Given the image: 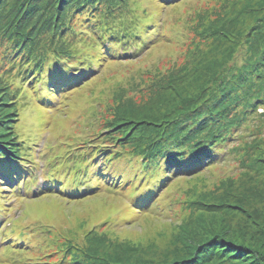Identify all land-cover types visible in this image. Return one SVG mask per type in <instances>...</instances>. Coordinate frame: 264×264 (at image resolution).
<instances>
[{
	"label": "rangeland",
	"instance_id": "1",
	"mask_svg": "<svg viewBox=\"0 0 264 264\" xmlns=\"http://www.w3.org/2000/svg\"><path fill=\"white\" fill-rule=\"evenodd\" d=\"M162 1L128 2L154 17L162 33L159 39L137 57L104 62L93 76L64 93L58 109L35 103L32 92L19 81L16 85L24 88L23 94L18 86L10 87L16 92L10 99L17 108L12 127L18 142L31 143L25 144L30 149L25 169L28 165L36 167L38 184L49 171L46 160L51 155L61 156V152L76 153L118 102L126 103L120 111L154 110L175 93L195 86L199 82L194 83L195 78L227 68L234 59L243 63L236 72L242 66L251 69L249 63L258 62L247 75L252 85L246 90L240 88L236 95L254 89L264 92V56L257 59L261 51L264 53V0ZM1 49L0 42V56ZM172 69L177 73H171L164 86L146 101L155 91L150 92V87L158 86L159 78ZM262 97L264 100V93ZM258 106L253 104L250 116L243 114L246 120L240 132L244 136L225 146L230 148L222 159L171 177L155 193L149 207L136 205L127 196L130 189L119 186L116 179L114 186L102 185L92 192L67 194L42 189L26 196L10 192L0 181L1 222L9 229L13 225L38 228V233L30 228L34 234L24 236L23 247L16 248L23 254L31 253L35 264H84L82 259L91 260V264H180L189 248L192 250L210 233L227 228L221 216L238 227L228 235L230 238L250 243V237L255 236L251 243H262L264 107ZM64 163L71 167V163ZM66 168L62 171L67 172ZM35 188L33 185L29 190ZM40 244L43 248L38 252ZM5 245L0 239V264H28L22 258L21 263L12 262L2 250ZM24 246L31 250L25 252ZM222 256L198 264H238Z\"/></svg>",
	"mask_w": 264,
	"mask_h": 264
},
{
	"label": "trees",
	"instance_id": "2",
	"mask_svg": "<svg viewBox=\"0 0 264 264\" xmlns=\"http://www.w3.org/2000/svg\"><path fill=\"white\" fill-rule=\"evenodd\" d=\"M129 1L0 0V60L4 61L0 64V181L10 192L26 196L45 189L76 194L92 192L102 185L114 186L112 181L116 179L119 186L130 189L127 196L136 205L149 207L155 193L171 177L192 173L222 159L230 148L225 146L244 136L241 123L254 111L253 104L258 103L259 109L264 107V92L254 89L240 97L236 95L240 88L246 90L252 85L247 75L258 62L249 63L251 69L242 66L236 72L241 61L234 59L227 68L195 78L194 83L199 81L195 86L191 84L175 93L154 110L120 111L126 103L118 102L109 117L100 119L91 138L81 143L76 153L61 152V156L51 155L46 160L49 171L38 184L36 167L28 165L25 169L30 162L27 146L31 143L18 142L17 131L12 127L17 108H13L14 99H10L16 97V92L10 87L19 81L32 92L35 103H46L56 110L65 99L64 93L93 76L104 62L143 54L162 33L153 16H146ZM171 1L176 0L162 2ZM260 56H264L262 51L257 59ZM174 71L177 73L170 70L159 78L158 86L150 87V92L155 91L146 101L154 97ZM18 87L23 94L24 88ZM4 105L10 108L4 109ZM64 161L71 163V167ZM64 168L67 172L62 171ZM33 185L36 188L29 190ZM1 221L0 215V239L6 244L3 252L12 262L19 263L22 258L35 264L31 253L23 254L16 248L23 247L20 244L26 242L24 236L38 233V228L30 227L34 232L15 225L9 229ZM220 221L227 228L210 233L192 250L189 248L180 264L220 259L223 254V259L238 264H264V238L259 237L263 242L254 244L251 242L255 236L250 237V243L230 238L228 235L238 227L225 216ZM24 247L25 252L31 250ZM41 248L40 244L38 252ZM82 260L91 264L89 259Z\"/></svg>",
	"mask_w": 264,
	"mask_h": 264
}]
</instances>
